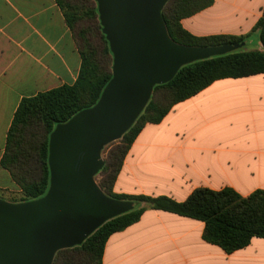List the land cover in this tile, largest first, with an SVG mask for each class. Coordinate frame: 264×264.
<instances>
[{
    "label": "crops",
    "instance_id": "0c3cea01",
    "mask_svg": "<svg viewBox=\"0 0 264 264\" xmlns=\"http://www.w3.org/2000/svg\"><path fill=\"white\" fill-rule=\"evenodd\" d=\"M264 0H214L183 18L195 36H246L261 50L255 25ZM76 39L56 0H0V193H20L1 165L14 113L24 97L73 84L81 68ZM198 187L264 189V73L214 81L147 123L132 143L113 190L185 200ZM1 198L11 201L4 193ZM12 202V201H11ZM204 222L147 208L110 235L103 264H264V237L230 254L203 239Z\"/></svg>",
    "mask_w": 264,
    "mask_h": 264
},
{
    "label": "trees",
    "instance_id": "16d2710c",
    "mask_svg": "<svg viewBox=\"0 0 264 264\" xmlns=\"http://www.w3.org/2000/svg\"><path fill=\"white\" fill-rule=\"evenodd\" d=\"M72 30L81 54V68L73 84L24 97L14 113L1 165L20 186L12 202H27L44 196L50 185L48 164L50 134L58 123L66 122L79 111L94 106L112 78L106 69L113 55L102 31L95 0H56ZM214 0H168L162 16L170 36L190 46H215L245 42L246 36L214 34L195 36L185 30L181 20L212 5ZM96 20V21H95ZM255 29L260 31L261 50L233 52L198 60L182 66L167 83L156 85L152 96L130 129L114 142L105 156V164L96 175L99 185L110 197L131 200L134 208L106 221L84 242L59 250L53 264H103L105 244L115 232L139 221L147 208L161 209L204 222L203 239L230 254L249 245L253 237H264V189L247 196L232 187L214 190L198 187L183 201L169 196L116 193L113 190L124 159L147 123H159L178 102L186 100L214 81L264 73V15ZM110 57V61H109ZM158 91L165 92L156 100ZM2 193H0L1 197Z\"/></svg>",
    "mask_w": 264,
    "mask_h": 264
},
{
    "label": "water",
    "instance_id": "95a60500",
    "mask_svg": "<svg viewBox=\"0 0 264 264\" xmlns=\"http://www.w3.org/2000/svg\"><path fill=\"white\" fill-rule=\"evenodd\" d=\"M95 1L113 55L112 78L94 106L51 132L47 193L17 203L0 197V264H53L59 250L82 244L106 221L131 211L133 201L108 196L96 181L105 146L130 129L154 87L182 66L245 45L176 42L162 16L168 0Z\"/></svg>",
    "mask_w": 264,
    "mask_h": 264
},
{
    "label": "rangeland",
    "instance_id": "374dc122",
    "mask_svg": "<svg viewBox=\"0 0 264 264\" xmlns=\"http://www.w3.org/2000/svg\"><path fill=\"white\" fill-rule=\"evenodd\" d=\"M96 21V20H95ZM254 48V46L253 45H251L250 43H247V44H245L243 47H241L240 49L241 50H247V49H253ZM111 59H110V57H109V61H110ZM111 66H112V61H110L109 62V65L106 67V69H111ZM165 92H163V91H158V92H156L155 93V95H154V98L156 99V100H160V99H163L164 98V96H165ZM116 142V141H115ZM114 143V142H113ZM113 143H110L109 145H107V146H105V148L103 149V151H102V156H103V158L105 159V156H106V154H107V152H108V150L111 148V146H112V144ZM96 181L98 182L99 181V178H98V176H96ZM99 184V183H98ZM2 194L4 193L7 197H18V196H20V193H13V192H1Z\"/></svg>",
    "mask_w": 264,
    "mask_h": 264
}]
</instances>
